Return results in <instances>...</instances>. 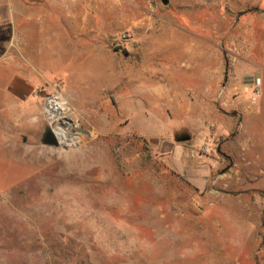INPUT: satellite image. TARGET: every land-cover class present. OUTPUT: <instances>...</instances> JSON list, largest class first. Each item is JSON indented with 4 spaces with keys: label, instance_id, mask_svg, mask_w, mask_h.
<instances>
[{
    "label": "rangeland",
    "instance_id": "rangeland-1",
    "mask_svg": "<svg viewBox=\"0 0 264 264\" xmlns=\"http://www.w3.org/2000/svg\"><path fill=\"white\" fill-rule=\"evenodd\" d=\"M108 1L99 61L49 84L64 116L48 119L42 108L32 123L21 118L19 132L0 133V264H264V175L242 180L235 151L219 150L214 132L203 138L215 145L210 154L201 143L174 150L180 134H165L167 117L126 115L123 77L125 62L156 60L155 33L166 23L194 22L218 54L240 52L243 31L230 25L254 0ZM10 20H0V59L11 55ZM212 110L229 112L219 101ZM47 126L56 146L41 141Z\"/></svg>",
    "mask_w": 264,
    "mask_h": 264
},
{
    "label": "crops",
    "instance_id": "crops-1",
    "mask_svg": "<svg viewBox=\"0 0 264 264\" xmlns=\"http://www.w3.org/2000/svg\"><path fill=\"white\" fill-rule=\"evenodd\" d=\"M101 2L109 4L108 0H0V20L8 22L10 16L12 39L8 47L3 45L11 55L0 59V69L11 70L9 76L0 75V133L19 132L21 118L32 123L43 108L44 95L51 93V80L59 77L68 84L99 61ZM253 3L230 25L243 31L244 41L241 51L229 58L218 54L208 37L197 34L194 22L192 28L166 23L155 33L156 60L125 62L123 72L126 115L167 117L162 119L165 134H180L172 138L174 150L195 149L214 132L221 137L219 150L235 151L236 163L242 166L237 173L245 175L242 180L256 178H248L249 172L264 175L260 167L264 166V0ZM142 37L139 33L135 39ZM254 78L261 80L262 89L252 101ZM62 94L67 98L68 88ZM137 95L139 108L131 102ZM215 101L229 112L220 115L212 110ZM195 133L203 135L190 139Z\"/></svg>",
    "mask_w": 264,
    "mask_h": 264
},
{
    "label": "built area",
    "instance_id": "built-area-1",
    "mask_svg": "<svg viewBox=\"0 0 264 264\" xmlns=\"http://www.w3.org/2000/svg\"><path fill=\"white\" fill-rule=\"evenodd\" d=\"M126 34L122 33L120 37L117 40V44H122L126 39ZM260 82L258 78L254 79V84H252L251 87V100L255 101L260 93ZM61 100V94L58 89H56L54 92L46 95L44 102H43V113L45 116H49L48 114L51 112L53 107L58 105V102ZM200 149L204 154H210L212 151L215 150V145L210 142L208 139H203L201 142Z\"/></svg>",
    "mask_w": 264,
    "mask_h": 264
},
{
    "label": "water",
    "instance_id": "water-1",
    "mask_svg": "<svg viewBox=\"0 0 264 264\" xmlns=\"http://www.w3.org/2000/svg\"><path fill=\"white\" fill-rule=\"evenodd\" d=\"M168 0H161L163 4H166ZM41 141L46 145L56 146L59 143V137L53 132L51 127L47 126L44 129Z\"/></svg>",
    "mask_w": 264,
    "mask_h": 264
},
{
    "label": "bare ground",
    "instance_id": "bare-ground-1",
    "mask_svg": "<svg viewBox=\"0 0 264 264\" xmlns=\"http://www.w3.org/2000/svg\"><path fill=\"white\" fill-rule=\"evenodd\" d=\"M63 105H62V101L60 100L58 102V105L53 107V109L51 110V112L48 114L49 116H47L48 119H59L56 116L60 115V116H64V114L62 113V109H63ZM64 110V109H63ZM55 116V117H54ZM63 119V118H61Z\"/></svg>",
    "mask_w": 264,
    "mask_h": 264
}]
</instances>
